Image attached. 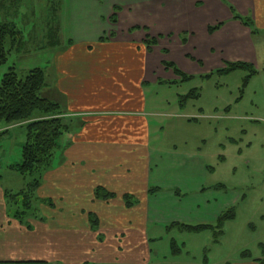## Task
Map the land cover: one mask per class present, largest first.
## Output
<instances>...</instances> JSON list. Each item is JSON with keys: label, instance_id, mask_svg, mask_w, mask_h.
Here are the masks:
<instances>
[{"label": "crops", "instance_id": "crops-1", "mask_svg": "<svg viewBox=\"0 0 264 264\" xmlns=\"http://www.w3.org/2000/svg\"><path fill=\"white\" fill-rule=\"evenodd\" d=\"M47 2L43 21L52 40L42 96L61 106L72 130L32 195L35 204L15 206L29 188L30 178L11 169L21 160L11 153L0 167V264L142 263L152 225L213 223L227 205L203 192L201 177L212 176L205 156L163 152L161 119L173 114L154 90L181 82L165 64L193 75L227 63L259 64L264 0ZM24 10L22 4L17 15ZM47 22L67 23L70 35L59 38ZM180 102L178 116L198 117L182 115ZM185 177L194 178L192 187ZM189 187L203 192L193 204L175 193ZM100 188L114 197L97 199Z\"/></svg>", "mask_w": 264, "mask_h": 264}, {"label": "rangeland", "instance_id": "rangeland-1", "mask_svg": "<svg viewBox=\"0 0 264 264\" xmlns=\"http://www.w3.org/2000/svg\"><path fill=\"white\" fill-rule=\"evenodd\" d=\"M23 4L25 10L17 16H8L7 20L21 31L24 48L14 50L8 55V62L0 64V80L12 68L20 76H25L33 69L45 68L49 60L52 38L48 36L50 29L48 27L47 31L43 21L48 2L23 0ZM50 24L52 28L56 27L59 38L70 35L67 23L47 22V26ZM9 46L10 43L7 49ZM258 52L259 64L251 65L256 72L254 74L249 70H238L219 75L217 71L220 69H212L203 75H193L181 69L193 77L192 80L181 81L167 90H154L160 103L169 101L168 111L173 114L171 119H161L166 124L161 134L163 152L169 156L174 153L195 158L205 156L212 176L201 177L200 184L205 190L202 191L224 197L227 204L224 212L234 208L235 217L226 221L222 228L217 227L218 220L204 224L213 229L201 231L185 228L203 224L192 220L152 225L149 231L152 239L150 253L146 260L142 263L125 261L110 264H264V47H260ZM189 71L194 72L192 69ZM211 73L213 76L206 78ZM193 90L197 91L198 97L185 103L187 109L182 115L190 113L198 117L187 115L182 118L174 109L181 96ZM155 96L153 93L152 97ZM24 142L25 129L22 126H15L0 136L1 168H5L11 153L14 162L21 160ZM185 178L192 187L194 178ZM170 180L176 182L178 178L170 177ZM191 187L182 189L181 198L193 204L198 194L203 192L194 191ZM24 195L14 199L16 207L25 206ZM35 203L33 199L31 205Z\"/></svg>", "mask_w": 264, "mask_h": 264}, {"label": "trees", "instance_id": "trees-1", "mask_svg": "<svg viewBox=\"0 0 264 264\" xmlns=\"http://www.w3.org/2000/svg\"><path fill=\"white\" fill-rule=\"evenodd\" d=\"M23 0H0V9L5 12L6 19L0 22V64L8 62V55L14 50L20 51L24 48L21 31L17 25L7 20L10 14L20 11ZM236 20H240L244 25H252L251 20L242 19L235 15ZM115 22V19H114ZM219 24L209 28L212 34L219 30ZM10 48L7 49V44ZM153 45L157 44L152 40ZM168 69L181 79L182 82L192 80L193 77L187 76L180 69L170 63H166ZM238 70H249L256 73L250 64L246 63H227L226 67L217 71L219 75L230 74ZM214 73L206 76L211 78ZM246 80V84H248ZM47 86L46 71L36 68L29 71L25 76H20L14 68L6 73L0 80V136L9 133L15 126H22L25 129V142L22 147L21 162L14 164L11 169L18 172L23 177H29L28 193H25V206L29 207L32 203V195L40 185L44 175L49 172L57 152L62 149L64 137L72 130V121L65 117L61 106L42 96L43 90ZM197 91H191L183 96L181 104H185L190 99L197 98ZM6 128L5 130L3 128ZM158 189H153L155 194ZM205 191V190H204ZM176 195L182 196L179 191ZM114 195L100 188L96 191V198L99 200L112 199ZM30 198V199H29ZM127 205L132 206L129 199ZM18 216H20L18 214ZM235 217V210L232 208L228 212H223L217 221V227L222 228L223 224ZM186 229L201 231L213 229L210 225L185 226Z\"/></svg>", "mask_w": 264, "mask_h": 264}]
</instances>
